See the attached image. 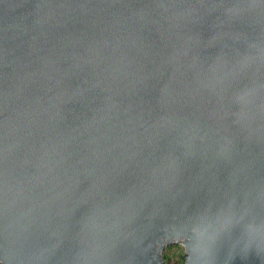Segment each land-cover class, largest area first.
<instances>
[{
    "label": "water",
    "instance_id": "95a60500",
    "mask_svg": "<svg viewBox=\"0 0 264 264\" xmlns=\"http://www.w3.org/2000/svg\"><path fill=\"white\" fill-rule=\"evenodd\" d=\"M249 224L264 0H0V264H264Z\"/></svg>",
    "mask_w": 264,
    "mask_h": 264
},
{
    "label": "clouds",
    "instance_id": "9594fccd",
    "mask_svg": "<svg viewBox=\"0 0 264 264\" xmlns=\"http://www.w3.org/2000/svg\"><path fill=\"white\" fill-rule=\"evenodd\" d=\"M208 227H202L200 225L190 230L184 229V235L188 237V257L190 264H211V258L214 254V246L219 239V232L208 237L207 241L205 237L208 234ZM245 232L248 236L246 245L264 244V224L256 226L255 224H249L245 228ZM179 235V234H178ZM258 239V243H257Z\"/></svg>",
    "mask_w": 264,
    "mask_h": 264
},
{
    "label": "rangeland",
    "instance_id": "374dc122",
    "mask_svg": "<svg viewBox=\"0 0 264 264\" xmlns=\"http://www.w3.org/2000/svg\"><path fill=\"white\" fill-rule=\"evenodd\" d=\"M184 251L183 244H172L168 246L165 250V253L168 255L165 264H183L184 259L182 258V255L184 254Z\"/></svg>",
    "mask_w": 264,
    "mask_h": 264
},
{
    "label": "trees",
    "instance_id": "16d2710c",
    "mask_svg": "<svg viewBox=\"0 0 264 264\" xmlns=\"http://www.w3.org/2000/svg\"><path fill=\"white\" fill-rule=\"evenodd\" d=\"M165 258H166V261H167V259H168V255L165 253ZM183 260V259H182ZM184 261V260H183Z\"/></svg>",
    "mask_w": 264,
    "mask_h": 264
}]
</instances>
